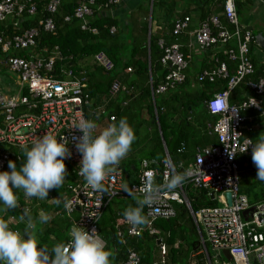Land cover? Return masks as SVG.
Listing matches in <instances>:
<instances>
[{"label":"built area","instance_id":"obj_1","mask_svg":"<svg viewBox=\"0 0 264 264\" xmlns=\"http://www.w3.org/2000/svg\"><path fill=\"white\" fill-rule=\"evenodd\" d=\"M40 1L45 14L37 19L35 26L22 29L20 25L23 17L37 12L35 0H0V22L7 17L13 18L10 27L16 29V32L11 34L6 27L0 29V65L14 74L17 81L13 95L6 96L0 92V171H10L8 162L20 160L19 151L25 146H31L42 135L46 133L57 135L58 140L60 136L65 137L69 141L67 146L72 155L64 162L71 165L67 172L71 171L74 177L65 183V192L60 200L67 216H71L73 212L77 213L71 218L69 229L77 224L86 231L95 228L97 232L95 223L107 201L114 196L127 194L121 190L125 176L119 166L105 181L106 187L112 193L109 196L93 192L79 174L82 156L75 148L73 137H79L82 133L73 126L81 119H90L85 117L83 108L89 101L85 90L86 78L82 72L73 75L70 70H61L62 78L52 75L54 61L59 58L56 46L48 50L43 49L39 53H28L36 46L39 28L46 32L55 30L52 16L58 10L61 0ZM235 1L221 0L220 15L208 14L192 33L194 42L201 50L224 47L222 56L213 57L212 65L200 69L190 84L196 85L204 81L215 83L219 80L225 83L222 89L212 91L210 96L203 100L204 110L214 118L208 128L209 133L215 137V143L194 147L186 163L178 161L174 165L167 151H164V157L160 159L159 165L153 160L141 158L136 180L129 184V188L134 192L143 186L149 171L156 173L157 183H164L172 170L186 173L188 179L181 187L170 192L164 191L156 203L145 207L144 213L149 221L147 225L135 228L124 216L115 224L116 234L122 241L124 234L137 236L142 231L159 239V243L156 244L157 257H154L151 264L167 263V246L157 237L159 230L154 226V221L174 216L177 204L186 207L195 227L200 252H205L208 264L210 263L206 246L216 251L217 257L226 249L231 256L232 264H264V217L262 218L264 201L250 202L247 196L238 190L240 179L238 158L242 155L251 156L252 148L251 145L248 146V139H252L247 136L244 124L247 118L241 112L249 108L264 115V108L261 107L264 79L249 78L253 73L249 55L251 37L250 32L237 20ZM118 2L119 0H107L100 9H108ZM93 4L94 0H80L74 7L72 17L78 20L80 30L96 32V29L88 24ZM69 19V16L63 17L64 21ZM188 23V15L175 17L170 29V34L174 36L172 42L166 44L162 38L157 40L162 50L160 63L167 70L154 87L151 86L149 79V99L153 107L155 97L174 90L186 79L187 62L176 38L186 31ZM113 31L114 27L111 26L109 32ZM18 51L24 53L15 54ZM92 59L105 72L113 69L112 61L104 52L94 53ZM228 63L233 65L232 73L228 71ZM246 78H249L245 84L250 93L242 97L238 103H230L228 101L230 91ZM120 89L117 79H114L109 86V93L114 94ZM218 104H223L224 107L218 108ZM154 116L157 121L155 108ZM113 117L109 115L108 121H112ZM256 142L252 140L253 144ZM247 146L248 149L244 151ZM184 149L185 146L181 143L176 151L180 153ZM188 189L202 192L208 198L212 193L210 200L216 204L199 206L192 210L187 197ZM227 192L230 196L229 204L225 196ZM136 194L139 195L138 192ZM51 198L47 197L46 201H50ZM19 199L24 201V204L18 207H21V216L29 210L32 198H26L21 190ZM65 202H70V210L65 208ZM243 211L246 212L243 214ZM18 219L9 216L7 220L9 224L14 225ZM138 262L137 253L128 249L122 264Z\"/></svg>","mask_w":264,"mask_h":264},{"label":"trees","instance_id":"obj_2","mask_svg":"<svg viewBox=\"0 0 264 264\" xmlns=\"http://www.w3.org/2000/svg\"><path fill=\"white\" fill-rule=\"evenodd\" d=\"M78 1L80 0L60 1L58 10L52 16L55 30L53 32H46L39 28L36 46L32 50H29L28 53H37L43 49L48 50L56 46L59 52V58L54 61L52 75L57 78H62L63 74L61 70H70L73 75H79L78 73L81 72L83 73L87 83L85 90L89 98L88 105L83 107L86 118L98 122L101 117H106L107 122L111 123L112 121H108L107 119L109 115H113L116 121H119L121 117H126L135 135L138 136V127L142 119H140L139 112L136 113L137 108H139L140 105H144L148 124L149 120L154 117L153 110L155 108L162 139H160L156 131V126L154 125L155 135L154 138L151 139L150 147L149 140L139 146L141 150L145 151L144 157L126 156L121 161L119 166L122 168L125 176V179L123 178V183L129 185L136 180V175L139 173V160L141 158L153 160L155 164L159 165L160 159L164 157L162 142L174 165L178 161L186 163L191 157L192 150L185 144L189 132L187 120L188 113L195 105H201L203 109V100L210 96L214 83L204 81L200 84H196L195 87L192 88L190 81L185 79L177 89L170 91L165 99L159 97V102H156L155 97L153 107L149 99V79L151 86L154 87L167 70V68L160 63L159 59L162 55V50L159 48L157 40L162 38L163 41L168 44L172 42L174 36L171 35L170 32V35L167 36L165 33L158 30L155 32L149 31L148 33L147 22L145 21V25L143 26L144 36L141 37L140 41L131 43L130 46L126 45L125 47L120 42L119 35L116 34L115 30L109 32L111 26L114 28L117 27L118 18L103 13L102 10L106 9H100L103 8L107 0H94L92 15L88 18V24L90 27L96 29L95 33L87 30H80L78 20L72 17V11ZM35 2L37 4V12L34 15H26L23 17L20 26L22 29L35 26L37 19L45 14L42 9L41 1L35 0ZM201 2L202 3L198 5L200 10L204 6L203 0H201ZM112 6L113 5L110 7ZM174 8L175 4L170 0H152L150 21L155 20L156 22H160L161 25L166 24L164 28L166 27V29L170 31L172 25L171 17ZM207 13L208 9H206L205 12L201 11V16L203 17L207 15ZM64 16H69L70 19L64 21ZM0 28L2 27L0 26ZM6 28L10 34L16 32V29H12L10 25L6 26ZM99 51L104 52L112 61L113 69L110 72L103 71L94 63L92 56ZM23 53L22 51H18L15 54L20 55ZM127 68L130 70L128 71ZM262 75L259 69H255L249 78L255 80ZM115 78L120 79L124 85L134 86L137 89L134 98L131 99V95L127 94L122 88L114 94L109 93V86ZM224 84L225 83H223V86ZM241 85L243 86V84ZM102 96L105 98L103 111L107 114L105 117L102 114L103 112L95 109L96 104L100 103L99 101ZM128 98L130 99L127 100ZM124 101L125 104H122ZM158 103L160 104L158 105ZM162 103L165 105V108L162 106ZM91 109L92 111H90ZM166 110H168V112ZM169 113V117H171L172 113H176V118H178L177 121L170 122L169 118H167ZM97 117H99V119H97ZM213 119L214 118H212V120ZM98 129L99 128H97V131ZM246 134L250 136L253 141L258 139L253 132H247ZM181 143L184 144L185 149L183 152L179 153L176 150ZM27 147L30 148L31 146ZM24 148L19 151L20 160L15 162L17 167L22 164L25 158ZM238 159V164L240 166L245 160L252 162L250 155H242ZM64 163L66 169L70 170L71 165L66 162ZM67 173L64 184L58 189L49 191L48 197H52L50 201H46L47 198L40 200L33 197L29 203L28 212H30L33 218L37 219V227L39 229L37 235L40 244L41 246L49 247V249L56 243L66 242L70 239V220L77 214L73 212L71 216H67L63 211V203L60 200V198H63L65 192V183L73 180L74 177L71 171ZM248 185L245 192H243L238 185L239 192L244 193L250 202L258 201L259 199L264 200V181L254 178L248 181ZM257 188H259V192L256 191ZM20 194L21 190L18 191L19 197ZM187 197L192 210H195L199 206H213L216 204V202L210 200L208 196H204L202 192H193V190L190 189H188ZM57 199L61 201L60 204L55 203ZM23 204L24 201L19 199V206ZM129 205L135 206L134 196L125 194L123 196H114L109 199L95 223L97 226V233L105 241L107 247L115 251L116 256L113 264H122L128 249H132L137 253L139 259L137 264H151L154 260V251L157 247V239H155L153 235H149L145 231H142L137 236L124 234V240L122 241L116 234L115 224H118L117 222L121 220L124 210ZM20 210L21 207L9 210L5 213L2 209V205H0V215L4 216L5 219H8L9 216L19 218ZM41 211L50 217L49 222L46 224H39L38 222ZM154 226L159 230L157 237L161 238V241L167 246L166 264H187L188 254L193 252H197L198 258L202 257L199 254L200 246L196 239L194 224L183 204H177L175 206L174 216L166 219H156L154 221ZM10 227L23 231L25 224L21 223L18 219L14 225L10 224ZM120 228H122V225ZM174 244L176 245L174 246Z\"/></svg>","mask_w":264,"mask_h":264},{"label":"clouds","instance_id":"obj_3","mask_svg":"<svg viewBox=\"0 0 264 264\" xmlns=\"http://www.w3.org/2000/svg\"><path fill=\"white\" fill-rule=\"evenodd\" d=\"M217 107L223 108L224 105L218 104ZM73 128L82 133L73 137L75 148L82 156L79 174L93 192L111 196L105 181L131 151L136 140L133 128L126 117L119 121L113 117L112 122L99 131L96 121L91 119H81ZM68 143L63 136L58 140L57 135L46 133L30 148L25 146V158L19 167L11 160L8 162L10 171H0V205L5 213L19 207L20 190L26 198L44 200L50 190L64 184L68 174L64 160L72 155ZM249 145L252 146L251 159L257 169V179L264 181V135H260L255 144L248 139ZM187 179L186 173L172 170L164 183H157L156 173L149 171L143 186L135 192L127 183L122 184L121 190L135 198V206L129 205L124 210V218L135 228L147 225L145 207L156 203L164 191L181 187ZM55 203L61 201L57 199ZM70 207V202H65V208L70 210ZM49 220L50 217L41 211L39 224H46ZM19 221L25 224L23 231L11 228L8 220L0 215V264H113L115 260V251L107 247L95 228L86 231L74 224L70 239L49 249L41 246L37 219L30 212L26 210L19 216Z\"/></svg>","mask_w":264,"mask_h":264},{"label":"crops","instance_id":"obj_4","mask_svg":"<svg viewBox=\"0 0 264 264\" xmlns=\"http://www.w3.org/2000/svg\"><path fill=\"white\" fill-rule=\"evenodd\" d=\"M170 1L174 2L175 4L173 15L171 17V22L175 19V17H179L183 15L189 16V23H188V27L186 31L184 33H181V35H179L176 38V41L179 44L180 51L185 56V60L187 62V65L185 68L186 79L190 81L191 83V80L194 78V75H196V73L200 69L207 68L212 65L213 57L222 56L221 54L224 49L223 46L213 47L208 50H201L198 48V46L194 42L193 36H192L193 31L198 27L199 23L205 18V16H207L208 14L220 15L221 0H203L204 6L201 10L199 9V6H198L199 4L202 3L201 0H170ZM235 3H236L237 16L245 15V17H242L241 19L242 24L240 25L250 32L251 42L249 45V55H250L253 70L259 69L263 74L259 78L264 79V42H262L263 46L262 45L260 46V44L258 45L252 39L253 36L259 34L261 38L264 40V0H236ZM135 4H137L136 0H127V1H121V2L119 1L117 4H114L112 7L106 10H102L103 13H106V14H109L110 16H115L118 18V24H117V27L114 28V30L116 34L119 35V38H120L119 40L125 47L126 45L130 46L131 43L140 41L141 37L144 36L143 26L145 22V17L135 14L134 12ZM206 9H208V13L207 15L202 17L201 11L205 12ZM12 22H13V18L7 17L3 22H0V26L6 27L8 25H11ZM155 23L160 24V22H156L155 20L150 21L149 19L147 21L148 33L149 31L155 32L156 30L158 31L162 30V33H165L167 36L170 35L169 34L170 31L166 29V27L164 28L166 24L165 25L160 24L161 27H159V25H155ZM253 24L259 28L254 29ZM232 70H233V65L228 63V71L232 73ZM115 79H117L120 87L124 89V91L127 94L131 95V99L134 98V96L136 95L137 89L134 86L124 85L123 82H121V80L118 78H115ZM247 79L249 78H246L244 81L241 82L243 86L246 83ZM0 82L3 83L1 80ZM223 83L224 82L221 80L215 82L213 84L211 92L219 88L222 89L224 87ZM241 84H238L232 91H230L229 96H228V101L230 103L236 104L242 97H245L250 93L247 88V85L245 84V86L243 87ZM177 87L175 89H177ZM191 87L194 88L195 85H191ZM0 92L6 96L11 95L10 88L6 83L5 84L3 83V87L0 86ZM169 92L170 91L163 93L162 95L157 96V97H161L162 99H165L166 95ZM104 99L105 98L102 96L100 101H103ZM129 99L130 98H128L127 100ZM122 104H125V101L122 102ZM104 105H105V102L97 103L95 109H98L101 112H103ZM261 107L264 108V96H263V101L261 103ZM188 110H189V106H188ZM90 111H92V109ZM137 112H139V114L141 112H145L144 105L143 106L140 105V107L137 108L136 110V113ZM190 113L191 111H189L188 116H187L189 132L187 136V141L185 143L186 146L189 149H193L196 146L202 147V146L215 143V137L213 134L209 133V128H208L213 116L207 114V112L205 111L204 112L205 118H206L205 122L202 123V125L198 124L197 126H195V124L190 123L191 121ZM102 114L104 115V117L105 115H107L105 112H103ZM241 114L247 118V120H245L244 122L245 127H246V133L253 132L255 133V136H257V138H259L260 135H264V115H261L258 111L249 109V108L242 110ZM176 115H177L176 113H172L169 121L170 122L177 121L178 118H176ZM207 116H209V118H207ZM140 117H141L140 119H142L141 115ZM154 125L156 126V124ZM192 127H194L195 130L197 129L199 131L198 135L193 134ZM101 128L102 127H99L98 130H100ZM256 141H258V139ZM240 167L242 170L244 169L248 171L253 176V178H257V169L252 162H248L247 160H245L244 162H242ZM247 178L249 179V177ZM175 245L176 244H174V246ZM199 254L201 255V252ZM189 255L195 256L196 261H198L197 264H201V262H199L200 258H198L197 252L189 253L188 257Z\"/></svg>","mask_w":264,"mask_h":264},{"label":"rangeland","instance_id":"obj_5","mask_svg":"<svg viewBox=\"0 0 264 264\" xmlns=\"http://www.w3.org/2000/svg\"><path fill=\"white\" fill-rule=\"evenodd\" d=\"M138 2V5L135 4L134 9H135V14H138L139 16H144L145 17V21H148V12H149V0H136ZM138 6V7H137ZM139 9V10H137ZM181 9V8H180ZM242 17H245V15L237 16V20L240 24L241 23V19ZM145 23V22H144ZM145 25V24H144ZM147 25V24H146ZM155 25H159V23H155ZM254 29L259 28L256 25L253 24ZM144 30V29H143ZM162 32V30H160ZM146 40V38H145ZM1 59V57H0ZM0 80L5 84H7L10 88V93L11 95H13L16 91L17 88V81H16V76L13 74H11L8 70H6V68L3 65H0ZM3 83L0 82V86L3 87ZM5 92V91H4ZM101 100V99H100ZM99 102H105V100L103 101H99ZM156 102H159V97H156ZM160 103H158L159 105ZM162 106L165 108V105L162 103ZM165 111V109H164ZM168 112V110H166ZM205 110L204 108L202 109L201 105H195L192 107L191 109V113H190V118L191 124H195V126L202 125V123L205 122V114H204ZM140 115L142 116V121L140 126L138 127V136H136V140L132 145V149L129 152V154L127 156L129 157H144V150H141L139 148V146H141L142 143H145L149 140V147H150V142L151 139L154 138V131H155V126L153 123H150L149 120V124L147 123V116L145 114V112H141ZM170 113L168 114L167 118H169L170 120ZM211 117V116H210ZM207 118H209V116H207ZM99 127H105L107 126L109 123L107 122V120L105 118H101L99 119L98 122H96ZM156 131L158 133L157 127H156ZM192 131L193 134H199V131L194 127H192ZM239 175H240V180H239V187L240 189L245 192L248 185V181L251 179H254L252 177V175L246 171V170H242L241 167L239 166ZM249 177V179L247 178ZM251 178V179H250ZM125 179V178H124ZM247 182V183H246ZM262 183V182H261ZM125 184V183H124ZM260 184V182H259ZM257 192H259V188L256 189ZM259 201H264V200H260ZM206 252L208 254L209 257V263L210 264H232L231 261L226 260L221 254L217 257L216 254L217 252L212 250L209 246H206ZM201 258L199 259L201 262V264H208V260L206 257V254L204 251L201 252ZM154 257H157V252L156 250L154 251ZM198 261H196L195 256L193 255H189L188 260H187V264H197Z\"/></svg>","mask_w":264,"mask_h":264},{"label":"water","instance_id":"obj_6","mask_svg":"<svg viewBox=\"0 0 264 264\" xmlns=\"http://www.w3.org/2000/svg\"><path fill=\"white\" fill-rule=\"evenodd\" d=\"M151 2H152V0L149 1L148 20L150 19ZM252 39H253L254 42L257 43L258 45L260 44V46L262 45V42H264V40L261 38V36H260L259 34L253 36ZM262 46H263V45H262ZM150 123H154V124H156L157 130H158V135H159L160 139H162L161 134H160V129H159L158 123H157V121L155 120V116L150 120ZM162 145H163V151H166V148H165L163 142H162ZM179 171H181V168H179ZM225 196H226L227 204H229V203H230V196H229V193L227 192V193L225 194ZM211 198H212V193H210V195H209V199H211ZM249 209H251V208H249ZM245 212H246V211H243V214H244ZM263 217H264V215L262 216V218H263ZM158 243H159V239L156 240V244H158ZM221 255H222L226 260L231 261V256L228 254V252H227L226 249H224V250L221 251Z\"/></svg>","mask_w":264,"mask_h":264},{"label":"snow or ice","instance_id":"obj_7","mask_svg":"<svg viewBox=\"0 0 264 264\" xmlns=\"http://www.w3.org/2000/svg\"><path fill=\"white\" fill-rule=\"evenodd\" d=\"M218 106V105H217Z\"/></svg>","mask_w":264,"mask_h":264}]
</instances>
